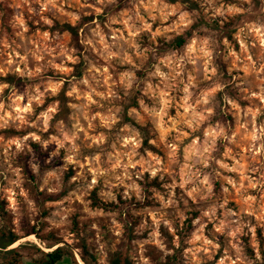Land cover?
<instances>
[{
  "label": "rangeland",
  "instance_id": "rangeland-1",
  "mask_svg": "<svg viewBox=\"0 0 264 264\" xmlns=\"http://www.w3.org/2000/svg\"><path fill=\"white\" fill-rule=\"evenodd\" d=\"M122 219L132 264L264 263V0H0V264Z\"/></svg>",
  "mask_w": 264,
  "mask_h": 264
},
{
  "label": "trees",
  "instance_id": "trees-1",
  "mask_svg": "<svg viewBox=\"0 0 264 264\" xmlns=\"http://www.w3.org/2000/svg\"><path fill=\"white\" fill-rule=\"evenodd\" d=\"M168 3H176V2H182V0H165ZM61 28V31L67 32L73 39H77L78 37V32L81 29V24L77 25H70V24H63L62 26H59ZM191 34L188 33V36ZM186 43V38L183 36H179L176 38L174 41V45L177 48L182 47ZM9 79V78H8ZM10 81V80H7ZM92 205L96 208H100L104 211H115L117 210L120 213V217L123 216L122 212L120 209H118V206L116 204L110 203V204H105L104 202L99 201L98 199L94 198L92 200ZM121 223L123 224L124 227V236H123V241L119 244L116 250L112 252L108 259V264H132L130 260V248H129V243L133 239L131 234L132 230L128 228V223L125 220H121ZM178 237L182 238V234H178ZM4 239H7L4 241ZM16 241H18V238H15L12 234H8L6 236L5 234L2 235L0 238V260H5L3 253L11 254L14 252V250L11 251H5L7 248H9L11 245H13ZM180 250L179 249H174V253L171 256H167L165 258L164 263H158V264H181V258L179 256ZM67 252L65 248L62 247H57L55 248L52 252L49 253H44L43 254V261L42 262H37L33 264H62L64 262H67ZM263 260H264V253H262ZM72 258V255H70ZM85 262V260H83ZM75 261V259L73 260ZM86 263V262H85ZM8 264H20L16 260H11ZM27 264V263H26ZM87 264V263H86ZM264 264V263H263Z\"/></svg>",
  "mask_w": 264,
  "mask_h": 264
},
{
  "label": "bare ground",
  "instance_id": "bare-ground-1",
  "mask_svg": "<svg viewBox=\"0 0 264 264\" xmlns=\"http://www.w3.org/2000/svg\"><path fill=\"white\" fill-rule=\"evenodd\" d=\"M31 240H32V239H31ZM31 240H30V241H31ZM12 246H13V245H12Z\"/></svg>",
  "mask_w": 264,
  "mask_h": 264
}]
</instances>
